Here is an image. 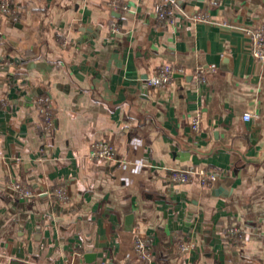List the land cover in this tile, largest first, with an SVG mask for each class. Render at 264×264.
<instances>
[{"label": "crops", "instance_id": "crops-1", "mask_svg": "<svg viewBox=\"0 0 264 264\" xmlns=\"http://www.w3.org/2000/svg\"><path fill=\"white\" fill-rule=\"evenodd\" d=\"M164 8L175 13L162 19ZM11 9L16 21L0 11V264H264V60L244 33L264 25V0H11ZM166 65L186 75L150 89ZM99 141L115 146V161H90ZM190 169L216 180L171 181ZM15 182L63 189L66 203L18 199Z\"/></svg>", "mask_w": 264, "mask_h": 264}, {"label": "built area", "instance_id": "built-area-1", "mask_svg": "<svg viewBox=\"0 0 264 264\" xmlns=\"http://www.w3.org/2000/svg\"><path fill=\"white\" fill-rule=\"evenodd\" d=\"M164 5H170L171 7L176 6L177 0H158ZM0 11L13 18L14 21L17 20L16 15L13 13L11 9V0H0ZM173 8L171 9H161L159 16L164 19L168 16H172L174 14ZM194 21L197 22H207V17L203 13H198L194 17ZM116 25L112 26V31L116 32L118 29ZM244 33L250 40L251 43V55L257 60H264V25L263 24H251L244 28ZM216 67L212 66L211 70H215ZM202 73V70L199 71ZM177 75H186V70L179 67H173L171 65H166L162 67L160 71H158L155 75L150 76L146 79V84L150 89H158L167 87ZM41 116L43 118V124L46 131H49L54 126V118L51 112V107L47 104V101H41ZM245 120H250L251 115L246 114ZM192 129L195 133L200 132V120L195 119L192 125ZM46 137H44V142ZM115 153L116 148L112 143L99 141L91 144V150L89 154V159L93 163H101V162H112L115 161ZM199 176L202 179V182L206 181H215L217 174L208 173L206 171H194L190 170H181L175 172L171 181L176 184H187L191 181L193 176ZM9 188L13 192V195L18 199H35L40 198L42 195L47 194L53 197H56L60 203H66V196L63 189H59L53 193L38 191L31 189L28 185L15 182L12 183ZM231 237H236L238 235L236 230H230L227 233ZM194 247V244L191 242L185 243L181 250L182 252H188L190 249ZM134 253L135 256L144 262H147L150 259L149 246L145 241L136 238L134 244Z\"/></svg>", "mask_w": 264, "mask_h": 264}, {"label": "water", "instance_id": "water-1", "mask_svg": "<svg viewBox=\"0 0 264 264\" xmlns=\"http://www.w3.org/2000/svg\"><path fill=\"white\" fill-rule=\"evenodd\" d=\"M30 67L32 69H37V70H39L42 67H47L48 69H50V67H48V65L46 63H31ZM128 219L131 221L133 219V217L131 216Z\"/></svg>", "mask_w": 264, "mask_h": 264}]
</instances>
